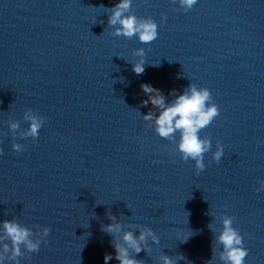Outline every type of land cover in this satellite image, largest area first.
<instances>
[{
	"label": "water",
	"instance_id": "95a60500",
	"mask_svg": "<svg viewBox=\"0 0 264 264\" xmlns=\"http://www.w3.org/2000/svg\"><path fill=\"white\" fill-rule=\"evenodd\" d=\"M114 3L0 0V220L51 228L21 264H104L114 255L101 230L109 213L125 231L148 226L159 236L151 251L131 252L142 264L178 254V264H221L213 234L222 214L244 237L246 264H264V192L254 191L264 180V0H198L188 12L171 0H133V13L158 24L147 44L111 35ZM142 83L169 101L189 83L210 89L220 114L200 136L212 151L224 145L219 163L206 153L197 174L171 151L179 133L163 139L142 119L151 107L141 106ZM28 108L45 118L36 140L18 137ZM15 140L24 152L12 151ZM189 231L181 243L177 234Z\"/></svg>",
	"mask_w": 264,
	"mask_h": 264
},
{
	"label": "clouds",
	"instance_id": "9594fccd",
	"mask_svg": "<svg viewBox=\"0 0 264 264\" xmlns=\"http://www.w3.org/2000/svg\"><path fill=\"white\" fill-rule=\"evenodd\" d=\"M171 3L178 4L181 9L188 12L198 0H171ZM132 4L133 0H115L113 6L107 9L110 13L107 25L113 29L111 35L128 39L135 37L141 44L154 41L158 38L157 21L151 16H137L131 11ZM166 19L167 17L162 14L161 23ZM133 55L138 59L134 63L131 62L132 71L137 75L144 73L145 49L137 48ZM153 66H159V63ZM141 89L146 97L141 101V106L147 108L151 105L146 113H140L148 127L163 139L175 140L176 134L179 133V141L171 151L179 153L182 161H193L197 174L206 168V153L211 152L210 162H220L224 156V145L217 140L215 150L212 151V139L200 136V131L209 126L220 114V107L213 102L210 89L189 83L183 91L171 89L168 95L173 99L170 101L161 89L151 83H142ZM22 117L27 122V127L18 137L36 140L45 118L31 108L26 109ZM8 128L17 131L20 128L19 121H10ZM26 147V144L16 140L11 144L12 151L16 153L24 152ZM0 155H3V149H0ZM258 185L254 191L264 192V180H259ZM108 220L110 223L103 225L101 230L112 237L114 255L106 254L104 264L113 259L119 264H142V261L133 257L131 252L139 254L141 251H151L150 242L160 243L159 236L151 227L138 228L134 232L129 226V230L125 231V225L115 215L109 213ZM233 224L232 216L221 215V230L218 234H213L215 243L221 246L218 259L221 264H246L249 249L244 246V237L240 229ZM50 232L51 228L48 226L28 227L16 219L0 220V264H21L22 260L30 262L31 255L40 251L42 243H48ZM177 235H182L181 243H186L193 233L189 231ZM212 252L215 255L214 248ZM185 259L183 254H178L175 260L168 255L160 257L161 264H178ZM208 262L212 264V258Z\"/></svg>",
	"mask_w": 264,
	"mask_h": 264
}]
</instances>
